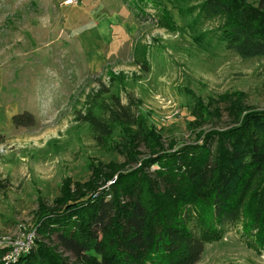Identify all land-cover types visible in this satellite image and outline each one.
Instances as JSON below:
<instances>
[{"label":"rangeland","instance_id":"rangeland-1","mask_svg":"<svg viewBox=\"0 0 264 264\" xmlns=\"http://www.w3.org/2000/svg\"><path fill=\"white\" fill-rule=\"evenodd\" d=\"M75 1L0 0V176L10 182L0 198V264L15 263L8 259L11 244L26 246L40 206L62 197L65 180L73 193L74 183L86 182L93 168L124 164L112 150L120 132L103 150L87 125L74 120L86 93L97 79L106 82L108 71L124 82L121 92L140 100L145 126L165 149L195 142L201 131L234 126L230 108L237 101L264 112V58L241 60L227 51L218 40V20L193 24L192 16L181 15L192 0H164L154 9L138 0ZM242 1L264 9V0ZM163 8L172 27L161 25ZM141 49L147 74L135 64ZM23 112L32 115L33 126L14 128L11 118ZM138 151L149 155L144 144ZM197 264H264V252L249 247L236 224L205 246Z\"/></svg>","mask_w":264,"mask_h":264},{"label":"trees","instance_id":"trees-1","mask_svg":"<svg viewBox=\"0 0 264 264\" xmlns=\"http://www.w3.org/2000/svg\"><path fill=\"white\" fill-rule=\"evenodd\" d=\"M138 1L158 8L164 0ZM191 2L195 4L181 15L188 13L193 24L218 20V40L227 51L241 60L264 58V9L242 0ZM162 12L161 25L172 27L166 9ZM135 64L143 74L149 72L143 49L135 55ZM95 83L80 110L74 111L75 122L87 125L103 150L120 132L121 141L112 150L124 164L138 167L125 173L117 171L124 164L93 168L86 182L74 183L73 193L65 180L62 197L51 207L39 208L32 229L34 251L14 264H71L65 254L76 264H197L205 246L236 224H241L248 246L264 252V112L237 101L230 108L234 126L201 131L197 141L171 143L165 149L161 138L145 126L140 100L121 92L119 75L108 71L106 82ZM11 123L27 128L34 119L23 112ZM138 144H144L149 155L140 157ZM114 173V184L102 189ZM9 187V180L0 176V198Z\"/></svg>","mask_w":264,"mask_h":264},{"label":"built area","instance_id":"built-area-1","mask_svg":"<svg viewBox=\"0 0 264 264\" xmlns=\"http://www.w3.org/2000/svg\"><path fill=\"white\" fill-rule=\"evenodd\" d=\"M73 2H76L75 0H69V2H67L69 4H72ZM26 246H24V244L22 243H16L14 242L13 244H11V248H12V252L10 253L8 259L14 263L16 262L21 256L27 255L31 252V250L34 247V231L30 232L29 234L26 235Z\"/></svg>","mask_w":264,"mask_h":264}]
</instances>
